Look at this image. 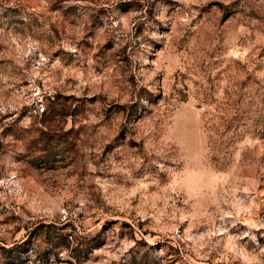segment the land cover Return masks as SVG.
Instances as JSON below:
<instances>
[{
	"label": "rangeland",
	"instance_id": "obj_1",
	"mask_svg": "<svg viewBox=\"0 0 264 264\" xmlns=\"http://www.w3.org/2000/svg\"><path fill=\"white\" fill-rule=\"evenodd\" d=\"M0 264H264V0H0Z\"/></svg>",
	"mask_w": 264,
	"mask_h": 264
},
{
	"label": "trees",
	"instance_id": "obj_2",
	"mask_svg": "<svg viewBox=\"0 0 264 264\" xmlns=\"http://www.w3.org/2000/svg\"><path fill=\"white\" fill-rule=\"evenodd\" d=\"M8 252H11L10 250H8Z\"/></svg>",
	"mask_w": 264,
	"mask_h": 264
}]
</instances>
